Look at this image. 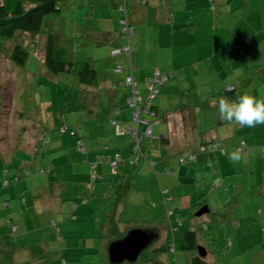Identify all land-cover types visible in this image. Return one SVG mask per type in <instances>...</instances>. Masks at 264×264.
Listing matches in <instances>:
<instances>
[{"label":"rangeland","instance_id":"1","mask_svg":"<svg viewBox=\"0 0 264 264\" xmlns=\"http://www.w3.org/2000/svg\"><path fill=\"white\" fill-rule=\"evenodd\" d=\"M90 1L91 4H89ZM111 1L60 0L59 3L63 4L62 11L59 14L45 16L42 31L61 32L63 37L60 42L67 49L68 57L79 62H92L98 69L105 71L107 68L104 69L103 66L110 63L111 61L109 60H113V58L109 59L110 53L107 52L106 48L103 46L98 47L95 43L96 40L91 39L89 33L84 32V29L86 24L90 22L88 18L90 12L101 16L104 15L105 11L106 13L107 11H112ZM205 1L207 4L204 3ZM194 2V0H177L174 8H172L176 10V18L178 9H183L184 7L194 8ZM202 2L203 6L196 10V16L189 19L188 31L177 26L176 23L175 27H173L174 23L167 22L165 15L161 14L160 24H158V21L156 22L154 18L156 16H148L145 23L141 22L142 24L135 18V23L139 24L135 25L132 23L134 32L129 40L133 46L138 42L141 44L140 54L142 55V60L139 67L145 66V70L152 68L155 62L161 61L163 58L162 53L166 62H168L167 59L172 57L173 53H183L181 61L185 65L192 63V65L183 68L185 73L176 80L179 85H174V87L177 91L189 84L190 87H193L199 103V114H196L199 122L197 130L201 129L208 134L218 128L220 139L223 140L228 154L234 151V148L238 146L241 140H246L249 144L259 147V149L251 148L249 155L244 153L241 156L240 161H247L244 164V166H247L245 174L243 173L239 176L245 187L241 188L242 185L237 180L238 184L236 186L240 188H236V186H233V179L229 178L227 180L229 182L228 188L221 187L207 197V194L202 193L201 197H206V205L221 208V218L218 225L213 230L210 228L212 226H210L208 230V234L214 233L213 243L216 242L220 248L218 262H212V264H264V213L258 214V211L264 207V178H262L264 176V157L260 153V147L264 145V125H259L258 127L262 128L255 129V131L247 127L239 129L236 124L235 126L234 124L218 126L217 123L220 117L218 107L212 104V102H215L217 105L218 101L211 96V91L220 84L222 86H238L241 80L246 78L249 79V83L248 87H245V91L258 98H264V3L258 4L254 0H249V2L248 0H229L225 6L227 16H223L221 21L217 22L222 16V14L219 15L217 10L222 7V3H218L217 0L213 2L211 0H199L200 5ZM246 2H248L246 4L248 12H243L242 5ZM1 3L2 0H0ZM130 3L128 9L131 6ZM212 4L216 8V12L208 9ZM91 8L95 11H90ZM114 11L118 29L113 34L117 38V43H121L122 38L118 37L122 29V25L118 21L120 14L117 10ZM110 19L104 18L102 22ZM195 27H197V30H195ZM172 29L176 31L173 34L170 32ZM181 29L185 30V32H181ZM214 30H216L215 34ZM122 35H125L124 31ZM214 35L215 44L213 42ZM188 39L191 41L196 40V43L191 47L184 46L183 51L177 50L183 45L174 46L175 42L182 41V44H184ZM21 42L24 46L28 43L31 50L23 68L15 66L8 59L14 44H20ZM147 42L150 47L146 45ZM144 44L146 48H149L148 51L144 49ZM157 44H159V47L163 46L166 49L170 46L173 48H170L166 53L161 51L160 54L156 47ZM231 46V50L223 51V49ZM39 49L37 47L36 49L31 48L29 39L24 33H17L12 40H0V227H2V221H5V213L8 217L13 216L14 221H16V213L22 210L24 203L28 202V200L29 202L31 201L29 197L36 194V190L27 192V185H18L23 180L22 178L16 181L19 182L16 184L13 182L14 179L12 177L16 173L14 170H18V166L21 165L22 161H27L28 164L34 163V156H31V153L28 152L33 147L30 145L29 140L32 139L33 143L35 139H39L41 136L40 130H42L44 133L42 145H47L50 137L52 139L58 138L59 142H61L63 135L61 136V133L55 131L52 124L54 119L58 124L68 123L69 125L75 115L80 116L82 114L80 112L82 107L77 97H79L83 87L78 84L77 79L72 75L55 76L48 73L39 58L41 54ZM214 49L215 55L211 57L210 55ZM209 56L211 58L201 62V59ZM134 57L135 52L132 55L133 64ZM217 60L223 63L219 70L216 71L220 75L211 77L212 69L210 63ZM114 61L121 66L127 63L121 57H117ZM253 64L262 66L263 71L258 74L259 78L256 74L258 68L251 67ZM114 65L113 62L112 67ZM134 65L136 66V63ZM108 72L111 73V69ZM117 79H121L122 82L124 76H119ZM165 83L168 82L166 81ZM146 84L141 83L137 87L141 91L142 97L145 96L143 90ZM196 87L199 88L197 89ZM119 90V106H117V110L121 111L119 112L120 114L124 113L123 108L125 106L123 103H125V98L129 95V89L122 85ZM206 92H210L208 99L211 101L210 107L204 106L205 102L202 99V95ZM82 97L87 100L85 92L82 93ZM88 100L90 103L91 99L89 98ZM169 100L172 101V99ZM160 102H163L165 106L169 105L166 96H162ZM129 111L131 112L130 109ZM129 111H125L126 115ZM127 116L121 114L119 119L126 123V120H128ZM79 121L74 120V122ZM89 121L87 120L86 122V128L93 131L94 127L89 125ZM128 123L134 128L135 124L133 121H128ZM102 127L105 129L104 126ZM105 127L109 128L107 124ZM165 128V123H162L159 127H153L154 139L148 145L150 158L141 160L138 164L137 157L135 155L131 156L129 152L128 156L127 154H122V157L119 154L121 160L117 163L114 170H112V166L106 160L97 163L98 165L95 168L97 180L90 179V165L96 162L93 159L87 160L86 163L82 162L84 166L86 165L87 177L81 174L80 178L77 179V174H80L81 171L76 170L73 171L76 174L73 179L69 177H49L51 181L57 180V184H54L52 188H40L39 192H48V195L51 196L57 194L59 189L62 190V195L57 198L53 196L49 203L50 208L41 212L42 219L46 222V227L43 228L42 221L39 220L34 226H39L40 228L31 231L30 226H28L27 233L21 238L20 243L23 246L21 254L29 255V252L35 254L33 260L36 262L32 261L30 263L31 260H29L25 263L38 264L37 261L41 260L42 263L39 264H45L47 261V264H56V260H59V262L63 260L62 262L66 264H108L104 250L105 243L117 237L119 234H116V232H125L127 227H130L128 229L130 230L143 228L147 225L155 226L156 223L153 221L160 219L167 224L168 220L165 214L168 205L170 209L177 207L179 210L195 205V194L192 195L191 191V188L195 186H192L190 175H192V178L197 175L199 163L193 165V163L188 162L181 166L178 165L177 156L182 151L192 150L196 142L192 143L183 139L162 145L160 136L167 135L166 132L162 133ZM158 129L160 132H158ZM249 129L250 131H248ZM122 130L125 131L124 128ZM197 132L199 131L194 133V141H198L200 138ZM125 135L117 138L118 141L131 142V137L127 134ZM111 138L110 136L98 140H90V143L96 142L91 147L99 151L98 155L100 158H105L102 156L103 152L105 153L106 151L101 149L104 141L111 140ZM85 143L88 147V142ZM46 145L37 147L39 153L42 150V165L49 163L51 158L48 154L44 155L45 151L50 147H45ZM75 150L77 151V147H75ZM129 157H132V161H130ZM82 164L79 163L78 166ZM72 166L76 168V166ZM27 169L31 171V167L28 166ZM24 170H21L25 176L23 177L25 178L24 180L31 178L46 180L45 174L38 177L34 171H32L34 173L31 177H27V171L24 172ZM167 171H172L173 173H167ZM231 172H233L232 168ZM118 180L122 182L118 183ZM130 180L134 190L128 195L127 199L134 206H139L134 208L133 213L129 212L124 215L123 222H120L123 224L122 226L115 219L117 215L114 214L113 207L116 205L114 202L116 199H112L111 202L113 203L105 210H100L99 205L101 206L104 203V199L108 196L111 189L114 191L113 195L115 198L119 197L121 194L120 189L128 188L127 182ZM86 181L92 185L90 190L85 188ZM222 182L224 184L223 180ZM253 184L261 185L256 188H247ZM79 186L84 188L85 197H83V193H78ZM205 191L207 193V188ZM165 192L176 200L173 203H170L169 200L164 203ZM84 198L89 202V206H96L95 210L92 211L93 208H89L87 211L90 214L89 218L83 219L81 217L82 219H80L79 215H77L76 219H74L75 217L71 219L70 209L76 211L83 204L82 199ZM5 201H7L9 206L6 209H4ZM60 204L64 205L60 209L62 214L56 210ZM25 213L30 215L32 212L27 209ZM59 213L60 220H58V223L60 222V225H57L55 224L57 220H54V218L59 216ZM63 215L66 216V222H63ZM175 218V216H172V219ZM181 220L184 221V229L196 227L197 223L195 222L199 221L189 215H185ZM84 221L87 224L83 223ZM233 221L239 223V228L232 226L231 222ZM75 223L78 226L75 227ZM17 235H20V233H17ZM9 238L13 241L14 236L11 234ZM226 239L231 241L233 245L231 248L224 245ZM213 243L211 242V244ZM190 256L191 254L182 252H176L175 255L169 253L163 255L151 254V261L147 264H188ZM61 258L62 260H60Z\"/></svg>","mask_w":264,"mask_h":264},{"label":"trees","instance_id":"2","mask_svg":"<svg viewBox=\"0 0 264 264\" xmlns=\"http://www.w3.org/2000/svg\"><path fill=\"white\" fill-rule=\"evenodd\" d=\"M60 0H2V3L0 4V40H12L17 33H24L27 35L29 39V43L31 45V48L36 49L40 48L41 51V61L45 68V70L52 74V75H72L77 79V82L79 85H85V86H96L98 81V71L93 65L92 62H79L75 61L71 57H68L67 49H65L61 45V38L63 37V34L59 31L57 32H43L42 31V24L43 19L45 16L51 15V14H59L62 11L63 4L59 3ZM212 2L214 0H211ZM244 1V0H243ZM246 1V0H245ZM255 2L264 3V0H254ZM129 2L134 4L138 2L140 5H146L148 2L147 0H125V3L123 0H115L111 1L110 5L113 9L117 10L119 12V23L120 21H125L126 24L122 25V29L126 27L129 30L128 35H120L118 37L122 38L121 43H117L116 46L112 47L110 49V58H113V60H116L117 57L124 58L127 63L124 66L118 65L117 63L113 67V72L116 74V77L119 78V76H124L123 81L121 82V85H124L129 92L128 97L125 98V104L127 107H130L128 104V100L130 98H133V93L131 91V84L125 83V80L127 77L133 78L134 88H135V97L136 99V107L140 108V119H147L149 121V126L151 128V137H144L142 134L144 132L143 126H138V138L137 140H134L133 136L130 134V132H134L137 128V124L133 121V118L131 122L133 121L134 128L130 126V124L127 122L122 125L121 121H119L116 118H113L110 120V122L115 125L117 129V133L120 135L127 134L131 137L130 142V154L135 155L137 157V164L139 161L144 159H149V149L148 145L152 142L154 139L153 137V127L159 126V122L161 120V116L159 118V114L154 110L153 107V99L159 92V88L165 84V82L169 81L173 74L169 73H162L160 71L153 72L146 81V86L144 88L145 92V98L140 96V91L136 88V81H135V68L132 64V55L136 50V45H132L130 42V37L132 33L134 32L132 28V23L130 19V13L131 12V6L128 9ZM249 2V0H248ZM242 5L243 12L247 11V3ZM91 4V1L89 2ZM124 6L123 8H120L121 6ZM123 9L124 11H122ZM210 11H215L216 8L212 4V6H209ZM121 25V24H120ZM77 30V28H75ZM84 32H89V29H84ZM94 40V39H93ZM109 38H106L105 40H102L103 42L107 44L110 43ZM96 45L100 43L98 40L95 42ZM130 46H129V45ZM129 46L131 49L130 55H126L122 49L125 46ZM116 50H119L118 54L113 55L112 53ZM31 50L29 49V44L23 45L21 42L20 44L16 43L12 47L8 59L9 61L14 64L17 67L23 68L26 65V62L28 60V56ZM33 52V51H32ZM256 68H259V66H255ZM119 68L118 72L116 71ZM262 69V68H261ZM259 70V69H258ZM256 72H258L256 70ZM158 73L159 78L158 81L153 84L154 81V75ZM52 83V82H51ZM245 83V79L240 82V86H243ZM148 84H151L154 86L155 92L153 93V97L151 92L148 90ZM239 87V86H238ZM234 85H226V86H218L215 89L212 90V97L215 98V100H219L222 97L227 96L230 99L237 98L241 92V88H238ZM205 102L204 106H209L210 101L208 100L207 96H202ZM195 108L194 105H182L178 112L182 115V123H183V130L185 133L191 131L196 132L197 125H196V115H195ZM133 115V111H132ZM160 119V120H159ZM225 123H228V121H224ZM158 124V125H155ZM121 126L125 129V131L120 130ZM239 129H243L244 127H241L239 124L237 125ZM68 126H63L62 128H67ZM121 128V129H122ZM129 129V132H128ZM255 129V128H252ZM250 131V129L248 130ZM63 132V131H61ZM71 135L76 136V132L71 130ZM199 140L196 141L195 146L192 150L182 151L177 156L178 158V165H185L188 162H191L194 164L199 163V170L197 171V175L192 178V186H195L194 188H191L192 195L195 194V205H192L190 208L187 209H178L177 207H173L172 209L169 208V205L166 209V218L168 220L167 224L163 223V220H156L153 221L156 223L155 226L147 225L143 227V229H149L155 232L157 235V238L155 241L150 245L147 249H145L137 258V260L134 263H128L123 262L121 264H147L151 261L150 257L151 254H157V255H163L165 253L169 254H176V252H182L191 254L188 264H212V262L216 263L218 262V254L219 252V246L216 242L213 243V234H208V230L210 227L212 230L213 228L218 225L221 213L220 207H210L208 206V213L206 215H203L201 217H197L195 213L204 205H206L205 198L211 193H215L219 188H228L227 185L229 182L227 181L229 178L233 179V186H236L238 184L237 180H239V183L242 185L241 188H243L244 184L239 179V176L241 174H245V169L247 166H244L247 161H239L238 163H233L229 160L227 148L223 143V140L218 138H206L207 132H199ZM166 137V136H165ZM49 140V139H48ZM160 142L162 145L169 144L168 138H160ZM199 145H198V144ZM82 145L80 142V139L77 141V147L78 150L79 145ZM264 144V143H263ZM83 147V146H82ZM251 148L259 149V147H256L254 145L249 144L246 140H241L237 147L234 148V150H239L241 156H243L244 153L249 155L251 152ZM260 153L264 157V145H261L260 147ZM256 156V152L254 153ZM117 155V154H116ZM115 155V156H116ZM119 157V161L121 160L120 155H117ZM132 157H129L130 161ZM104 158H100L99 156L96 159V162L90 166L91 168V175L90 179L97 180L95 168L97 167V163L103 162ZM109 160V159H108ZM114 160V159H113ZM110 163V160L107 161ZM243 164V165H242ZM231 168L233 172H231ZM45 168H39L40 172L46 173V175L49 172V169L47 171L44 170ZM229 169V170H228ZM229 172V174H228ZM39 173V172H38ZM167 173H173L172 171H167ZM27 177H31L32 174L27 171L26 172ZM13 179L16 181L20 179L17 175L12 176ZM224 181V184L222 182ZM227 182H226V181ZM122 182L121 180H118V183ZM226 182V183H225ZM128 188H121L120 189V196L115 198L113 195V190L108 193V196L104 199V203H102L100 210H105L108 206H111L113 202H111L112 199L116 203L114 205V214L117 215L115 217L116 222L118 224L120 222H123L124 215L126 213H133L134 208L138 207L139 205L134 206L131 204L127 197L128 195L134 190L132 188V182L131 180L127 182ZM261 185V184H259ZM256 184H253L247 188H256ZM91 183L87 182L85 188H88L90 190ZM245 187V186H244ZM207 188V193H206ZM236 188H240L239 186H236ZM166 193V192H165ZM202 193L207 194L206 197H201ZM209 193V194H208ZM85 193H83V197H85ZM166 197L164 199V203L169 200L170 203H173L176 199L171 198L169 195L164 194ZM86 198L82 199V202H85ZM169 203V204H170ZM168 204V203H167ZM166 204V205H167ZM177 204V203H176ZM175 204V205H176ZM121 205V210L118 213L119 206ZM177 206V205H176ZM111 212V209H110ZM118 213V214H117ZM264 213V207L258 211V214ZM191 216L194 219L199 220L196 227H188L184 229V221L181 220L184 216ZM172 216H175V219H172ZM115 221V220H114ZM195 221V220H194ZM11 220H6V225L10 226L12 228V233L14 234L17 230V226H12ZM192 223V222H191ZM122 226L123 224L120 223ZM232 226L234 228H239V223L237 221L231 222ZM16 227L15 230L13 228ZM130 227H127L126 231ZM125 231V232H126ZM125 232H116V234H119L117 237L112 238L107 241L106 244V255H107V247L108 245L117 239H120L124 236ZM229 239H226L225 246L228 248H231L233 245L231 241H228ZM155 242H157L155 244ZM211 242L213 244H211ZM211 245H210V244ZM155 244V245H154ZM198 247H202L205 249L206 256L200 257L198 252ZM62 260V258L60 259ZM63 261V260H62ZM59 260H56V264H66ZM1 264V263H0ZM109 264V262H108ZM176 264V263H175Z\"/></svg>","mask_w":264,"mask_h":264},{"label":"crops","instance_id":"3","mask_svg":"<svg viewBox=\"0 0 264 264\" xmlns=\"http://www.w3.org/2000/svg\"><path fill=\"white\" fill-rule=\"evenodd\" d=\"M148 2L146 3V5H140L138 2H136L134 4V2H132V6H131V12H130V19H131V23L137 25L141 22L145 23V20L148 19V16H156L154 17L156 22L158 21V24H160V15L164 14L167 22H172L174 23L173 27H175V23L177 24V26H180L184 29H187L188 26V22L189 19H191L192 17H195L197 14V9L202 8V4H199V0H194L195 5L194 8H186L184 7L183 9H178V16L176 18V10L172 9L174 8V4L177 2V0H147ZM218 3H222V7L218 10L219 15L222 14V16L217 20L221 21V18L223 16H227V11L225 9L226 6V2H229V0H217ZM205 4H207V2H204ZM146 6H148V8H146ZM192 7V6H191ZM186 8V9H185ZM115 9H112V11H105L104 15H94L93 13H89L88 14V18H89V23L86 24V28L85 29H89V36L91 39H95L96 42L99 40L100 43L97 44L98 47L103 46L106 48L107 52L110 53V49H112V47L117 45V38L114 37V34L117 29V22H116V13L114 11ZM90 11H95L93 8L90 9ZM190 14V15H187ZM104 18H111L110 20H105L104 22L103 19ZM137 21H139V23H135L136 19ZM165 20V21H166ZM172 20V21H171ZM142 24V23H141ZM214 29H216V27H214ZM115 30V31H114ZM157 30L159 31L158 27ZM195 30H197V27H195ZM224 30V28H223ZM188 31V29L186 30ZM170 32L173 34L176 31H174L173 29L170 30ZM181 32H185V30L181 29ZM216 33V30H214V34ZM159 34V33H158ZM106 38L111 39L110 43L107 44L103 42L102 40H105ZM190 38V37H188ZM214 44H215V35H214ZM196 43L195 41H191L190 39L187 40L186 43L182 44V41H177L174 43V46H181L183 45V47L178 48V51H183L185 47H191L192 45H194ZM136 45V50H135V57H134V64L136 63V66L133 64V67L135 68V81H136V88L138 87L139 84L143 83L145 84L147 81V78L155 71H160L162 73H169V74H173V77L168 81V83H165L164 85H162L159 88V92L158 94L152 98L153 100H155V102H153V107L154 110L159 114V118L161 116V120L158 123L159 126L162 123H165L166 128L164 130H162L163 132H166L167 135L166 137L161 135L160 138H168L169 144L171 141L173 142H177L179 140H187V141H191L192 143H195L196 141H194V133L195 132H187L185 133L183 130V123H182V114L178 112V109L182 106V105H194L196 106L195 108V115L199 114V103L197 100V96L194 93V89L193 87H190L189 85H186V87L180 89L179 91H177L174 87V85H179L177 83V79H179V77L185 73V67L192 65V63L190 62L189 65H185V63H183V61H181V58H183V53L181 54H172V57L170 59H167L168 62H166L164 60V55L162 53V60L161 61H157L154 63L153 67L150 68L149 70H145V66L139 67L141 66V60H142V55L140 54L141 51V44L138 42ZM146 45L148 46V42L146 43ZM185 46V47H184ZM150 47V46H148ZM145 47L144 44V49L145 50H149V48ZM157 50L160 51H164L165 53L170 50V48H173L172 46L167 47L168 49L164 48L163 46L159 47V44L156 45ZM232 46L230 48H226L223 49V51H229L231 50ZM173 50V49H172ZM215 55V49L212 51V54L210 55L211 57ZM206 57L201 59L202 61H205L208 58L211 57ZM40 60L41 58V54L39 55ZM109 59L110 56L108 57ZM108 59V60H109ZM111 61L110 63L106 64L105 66H103V68H107V70L105 69V71H102V69H98L96 66L95 68L98 71V81H97V85L96 86H85V85H81V87H83V89L81 90V93L79 94V97H77V99L80 101V105L82 107V110L80 112H82V114L80 116L75 115L73 121H71V124L68 123L64 124H58V122L54 119L53 116V126L55 128V131H58L59 133H61L62 137V141L59 142L58 138L56 139H52L50 137V141L49 143L43 144L46 145L45 147H49L44 155H50V161L49 163H47L46 165H42V159H43V155H42V150L39 153V150L37 149L38 146L41 145V147L43 146L41 144L42 142V138L44 136V133L42 130L41 131V136L39 139H35L32 143V139L29 140L30 145L33 146L31 149L28 150L29 153H31V156H34V163L28 164L27 161H22L21 165L18 166V170H14L16 171V173H14V175H17V177L20 179L22 178L23 180L19 182H16L18 180H13L14 183H19L18 185L22 186V184L27 185V192H34V190H36V194L35 196L29 197L31 198V201L24 203L23 208H21L22 210L18 213H16V218L17 220L14 221V217H8L7 214L5 213V221H2V227H0V263L1 264H26L25 262L30 261V263L36 262L35 260H33V257L35 256V254H33V252H29V255H22L21 254V250L23 249V246H21L20 240L21 238H23V235H25L27 233V227L30 226L31 231L37 230L40 227L39 226H34L36 224V222L42 221V227L45 228L46 227V222L45 220H43L42 218V213L44 212V210L50 208V201L52 200L51 198L53 196H55L56 198L59 197L60 195H62V190L57 191V194L55 195H48V192H43L40 193L39 189L40 188H52L54 186V184H57V180H49V177L53 176L55 178H64V177H69L71 179L74 178V176H76V174H74V170L76 171H81L80 174H77V179L80 178L79 176L81 174L84 175V177H87V169H86V165L84 166L83 163H86L87 160L89 159H93L96 161L97 157L99 156L98 154V150L96 148H93L91 146H93L94 144H96L95 141H93L92 143H90V140H98L100 138L103 137H112L111 140H107L104 141L103 147L101 148L102 151H106L105 153L103 152V156L105 157L103 160L109 161V160H113L115 158V155L120 154L122 156V154H129L130 152V142H126V141H118L117 138L119 137H123V135H120L117 133V129L115 127V125L113 124V122L111 123L110 120H112L113 118L118 119L119 121H121L119 119V117L121 116V114H124L125 116H127L128 120H126V123L128 121L132 120V111H134V108L131 107H127V105L125 103H123V105L125 106L124 109V113H120L121 111L117 110V106H119V98H118V93L120 92V86L121 85V79H117L118 77H116L115 73L113 72V66L112 64L115 61L114 60H109ZM113 61V62H112ZM218 61V62H217ZM216 62L210 63V67L212 69L211 77L212 76H216V75H220L219 73H216L217 70H219V68L223 65V63L220 60H217ZM198 64V61H197ZM255 66H259V70H257L258 72L256 73L257 75L259 73H261V71H263L262 66L257 65V64H253L251 65V67H255ZM198 67V66H197ZM109 69H111V73L108 72ZM197 71V68H196ZM101 75V76H100ZM262 77V76H261ZM260 77V79H261ZM242 78V77H241ZM259 78V75H258ZM187 79V77H186ZM244 80V79H243ZM242 81V80H241ZM173 83V85H172ZM249 83V79L245 78V83L243 84V86H236L238 88H241V92L245 93V87L248 85ZM221 86V84L219 85ZM248 87V86H247ZM197 89L199 87H196ZM85 92L86 93V97L87 100L84 99V97H82V93ZM205 92V91H204ZM212 92V91H211ZM247 93V92H246ZM140 96H141V91H140ZM205 96H207V98L209 99L210 96V92H206L204 93ZM204 94L202 96H204ZM162 96H166V99L169 101V105H166L162 102H160V99ZM212 96V94H211ZM257 97V96H256ZM91 99L90 103L88 99ZM145 98V96L143 97ZM77 99H75L76 101H78ZM169 99H172V101H170ZM203 99V98H202ZM205 100V99H203ZM218 101V100H216ZM203 103V101H202ZM211 104V101H210ZM213 106L218 107V104L216 105L215 102H212ZM207 106V105H206ZM210 107V106H208ZM129 109L131 110V112L129 111ZM125 111H129L126 115ZM79 112V111H78ZM123 112V110H122ZM89 118H93V119H89ZM70 120V118H69ZM74 120H80L79 122H74ZM87 120H90V124L92 127H94L93 131H90L89 129L86 128L87 125ZM122 125L125 124L124 122H122ZM108 125L109 128L105 127V125ZM156 124V125H158ZM236 124V126L238 125L235 122H228L225 123L224 120H222L219 117V121L217 123V125H232ZM68 126L67 128H62L63 126ZM104 126L105 129H103L102 126ZM196 125L197 128L199 127V122L197 120L196 117ZM90 126V127H91ZM124 126V125H123ZM121 126V128L123 127ZM158 126V127H159ZM120 128V130H122ZM262 127H258L255 129H260ZM255 129H253L255 131ZM24 130V129H23ZM71 130L75 131L77 134L75 135H71ZM54 131V132H55ZM63 131V132H61ZM123 131V130H122ZM196 131L199 132H204L201 129H196ZM158 132L159 129H158ZM197 132V133H199ZM113 135V136H112ZM219 129L216 128L215 130H213L212 132L208 133L206 135L207 139H211V138H218L220 139L219 136ZM126 136V135H125ZM78 139H80V142L82 143L83 146V150H78L77 147V141ZM226 139V138H224ZM88 142V147L86 146V143ZM43 143V142H42ZM75 147H77V151L75 150ZM73 153V154H71ZM95 153V154H94ZM126 156V157H127ZM123 157V156H122ZM39 158V161H38ZM109 159V160H108ZM82 160V161H81ZM80 161V162H79ZM13 162V160H12ZM79 163H81V166H78ZM94 163H92L90 166H92ZM76 166V168H73V166ZM31 167V171L29 169H27V167ZM109 166V165H108ZM45 168L44 170L47 171L49 169L48 174L46 175V173L40 172L39 168ZM263 168H264V164H263ZM25 171H29L31 174H33L34 172L39 176L45 174L46 176V180H42V179H38V178H31L28 180H24L25 177L24 174H22L21 170ZM107 170V168H106ZM34 171V172H32ZM102 171V169H101ZM39 172V173H38ZM52 174V175H50ZM13 175V176H14ZM262 178H264V176H262ZM73 182V180H72ZM71 182V183H72ZM88 181H86L87 183ZM80 188V189H79ZM81 188H83L82 186L78 187V193H83L84 192V188L83 190H81ZM92 188V186H91ZM83 204H81L79 206V208L76 211H73V209H70V213L71 214V219L73 217H75L74 219H76V216L79 215L80 219H86L89 218L88 216L90 214L87 213V211L89 210V208H93L92 211L95 210L96 206H89L87 201L82 202ZM63 204H60L57 206L56 210L58 212H61V207H63ZM9 206L7 205V201L4 202V209L8 208ZM101 206L99 205V208ZM98 208V210H99ZM29 209L32 213H30V215H28L27 213H25V210ZM121 210V205L119 206L118 209V213ZM80 213L78 214L77 213ZM60 213L59 216H56L54 218L55 224H59L58 220H60ZM117 213V214H118ZM59 217V218H58ZM82 217V218H81ZM65 218V219H64ZM68 218V216H67ZM63 222H66V216L63 215L62 216ZM6 220H11L12 222V226L16 225L17 226V230L15 231V233H12V228H10V226L6 225ZM74 222V221H73ZM83 223H86V221H84ZM75 227L78 226V224H74ZM5 227V228H4ZM36 227V228H35ZM6 234H5V232ZM14 236L13 241H11V239L9 238L11 236V234ZM17 233H20V235H17ZM22 235V236H21ZM23 241V239H22ZM106 244L107 241L105 243V253H106ZM40 256V255H39ZM38 256V257H39ZM37 263H42L41 260L37 261ZM47 262H45V264H47ZM33 264V263H32Z\"/></svg>","mask_w":264,"mask_h":264},{"label":"clouds","instance_id":"4","mask_svg":"<svg viewBox=\"0 0 264 264\" xmlns=\"http://www.w3.org/2000/svg\"><path fill=\"white\" fill-rule=\"evenodd\" d=\"M217 104L220 118L224 121L235 122L247 128L264 125V98L245 92L235 99L222 97ZM228 158L231 162L238 163L241 154L239 150H234L228 154Z\"/></svg>","mask_w":264,"mask_h":264},{"label":"water","instance_id":"5","mask_svg":"<svg viewBox=\"0 0 264 264\" xmlns=\"http://www.w3.org/2000/svg\"><path fill=\"white\" fill-rule=\"evenodd\" d=\"M208 206H202L195 215L201 217L208 213ZM157 238L155 232L149 229L133 228L128 230L120 239L112 241L107 247V259L109 264H121L123 262L134 263L138 256L147 249ZM200 257H205L206 252L198 247Z\"/></svg>","mask_w":264,"mask_h":264},{"label":"built area","instance_id":"6","mask_svg":"<svg viewBox=\"0 0 264 264\" xmlns=\"http://www.w3.org/2000/svg\"><path fill=\"white\" fill-rule=\"evenodd\" d=\"M123 2L125 3V0H123ZM123 7H124V6L122 5L120 8H123ZM121 10L124 11L123 9H121ZM120 24H121V25H125L126 22H125V21H120ZM123 31L125 32L126 35L129 34V30H128L126 27H124V29L121 30V33H122ZM128 45H129V44H128ZM128 45L125 46V47L122 49V51H124V53H125L126 55H130V53H131V49H130V47H129L130 45H129V46H128ZM118 53H119V50H116V51H114L112 54L115 55V54H118ZM118 70H119V68H118L116 71L118 72ZM158 78H159V74L156 73V74L154 75V81H153V84H154L155 82L158 81ZM125 83H126V85H127V84H131V91H132V93H133V98H130L127 102H128V104H129V106H130L131 108H134L132 118H133V121L137 124V128H136V130H135L134 132H130V134L133 136L134 140H137V138H138V126L141 125V126L144 127V132H143L142 135H143L144 137H151V128H150V126H149V121H148L147 119H140V108H141V107H136V106H135V104H136V100H138V99L134 98L136 92L134 91L135 88H134L133 78H132V77H127L126 80H125ZM148 90L151 92L152 97H153V93L155 92V90H154V86L151 85V84H148ZM134 93H135V94H134ZM128 132H129V129H128ZM79 148H80V150H83V149H84V148L82 147L81 144L79 145ZM136 159H137V158H136ZM118 162H119V157H118L117 155L115 156L114 160H110V165L112 166V170H114V168L116 167V165H117ZM15 229H16V227L13 228V230H15Z\"/></svg>","mask_w":264,"mask_h":264}]
</instances>
